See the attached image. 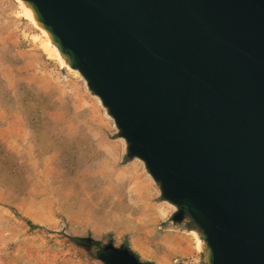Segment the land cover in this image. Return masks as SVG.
Instances as JSON below:
<instances>
[{
	"label": "water",
	"instance_id": "95a60500",
	"mask_svg": "<svg viewBox=\"0 0 264 264\" xmlns=\"http://www.w3.org/2000/svg\"><path fill=\"white\" fill-rule=\"evenodd\" d=\"M22 1L193 224L200 264H264V0Z\"/></svg>",
	"mask_w": 264,
	"mask_h": 264
},
{
	"label": "rangeland",
	"instance_id": "374dc122",
	"mask_svg": "<svg viewBox=\"0 0 264 264\" xmlns=\"http://www.w3.org/2000/svg\"><path fill=\"white\" fill-rule=\"evenodd\" d=\"M46 42L0 0V264H102L92 240L200 264L194 226L173 221L99 98Z\"/></svg>",
	"mask_w": 264,
	"mask_h": 264
},
{
	"label": "bare ground",
	"instance_id": "6f19581e",
	"mask_svg": "<svg viewBox=\"0 0 264 264\" xmlns=\"http://www.w3.org/2000/svg\"><path fill=\"white\" fill-rule=\"evenodd\" d=\"M15 1L17 3H19V6L22 8V11H23V14L25 15V18H27L32 24H34L38 29H40L42 31V33L46 36L47 41H48V43L46 42V45H48V44L49 45H53L55 47V49H56L59 57L61 58V61L62 60L65 61L61 57V55H60L59 50L57 49V47L54 44L51 43L50 37H49L48 33L46 32V30L41 25H39L38 22L36 21L32 9L26 3H24L22 0H15ZM47 47H49V46H47ZM65 63H66V61H65Z\"/></svg>",
	"mask_w": 264,
	"mask_h": 264
},
{
	"label": "trees",
	"instance_id": "16d2710c",
	"mask_svg": "<svg viewBox=\"0 0 264 264\" xmlns=\"http://www.w3.org/2000/svg\"><path fill=\"white\" fill-rule=\"evenodd\" d=\"M29 224L31 225V226H34L32 223H30L29 222ZM192 224V223H191ZM193 225V224H192ZM90 245L92 246V247H104L105 245H106V242H103V241H101V240H92L91 241V243H90ZM125 246H127V243H125L124 244ZM153 264V263H152Z\"/></svg>",
	"mask_w": 264,
	"mask_h": 264
}]
</instances>
